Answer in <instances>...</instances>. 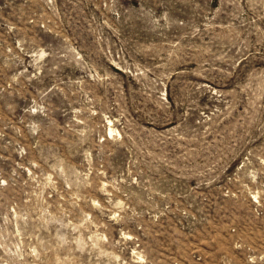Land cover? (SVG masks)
<instances>
[{
    "label": "rangeland",
    "instance_id": "1",
    "mask_svg": "<svg viewBox=\"0 0 264 264\" xmlns=\"http://www.w3.org/2000/svg\"><path fill=\"white\" fill-rule=\"evenodd\" d=\"M0 264H264V0H0Z\"/></svg>",
    "mask_w": 264,
    "mask_h": 264
},
{
    "label": "bare ground",
    "instance_id": "2",
    "mask_svg": "<svg viewBox=\"0 0 264 264\" xmlns=\"http://www.w3.org/2000/svg\"><path fill=\"white\" fill-rule=\"evenodd\" d=\"M109 131H112V129H110Z\"/></svg>",
    "mask_w": 264,
    "mask_h": 264
}]
</instances>
